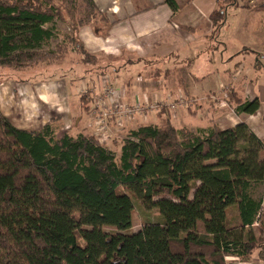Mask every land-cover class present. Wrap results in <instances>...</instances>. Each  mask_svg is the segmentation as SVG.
<instances>
[{"label":"trees","instance_id":"16d2710c","mask_svg":"<svg viewBox=\"0 0 264 264\" xmlns=\"http://www.w3.org/2000/svg\"><path fill=\"white\" fill-rule=\"evenodd\" d=\"M162 3L178 10L176 0ZM62 8L71 13L68 42L80 62L98 63L78 36L99 20L94 0H0V68L64 55L66 42L42 49ZM227 97L236 112L260 107L257 98ZM165 108L160 125L128 132L118 156L93 134L57 136L50 122L20 128L0 110V264H227V256L255 250L264 258L262 200L251 194L264 182L263 141L245 123L177 128ZM131 196L159 221L128 232ZM255 222L258 236L244 239Z\"/></svg>","mask_w":264,"mask_h":264},{"label":"crops","instance_id":"0c3cea01","mask_svg":"<svg viewBox=\"0 0 264 264\" xmlns=\"http://www.w3.org/2000/svg\"><path fill=\"white\" fill-rule=\"evenodd\" d=\"M112 2L109 5L111 19L116 18V20L107 35L98 36L89 25L81 27L78 31L79 39L88 53L105 56L99 61L103 64L98 62L86 65L79 60L68 69L73 70L75 66L78 67L79 72L83 73L82 81L87 76L94 77L92 83L95 89L103 88L105 78L110 83L108 75L112 78L118 75L112 83L118 90L121 100L128 103L142 100L143 97L150 101L148 92L154 89L158 91L154 96L157 100L163 99L162 96L171 100L172 96L166 95L167 89L164 86L166 79L162 81L166 78L163 74L165 69H171L176 78L175 85L178 86L175 96L184 98L183 105L178 106L177 108H181L176 112L180 118V122L177 120L176 122L180 125L172 121L174 126L176 124L175 127H184L183 124L188 119L185 110L189 108V101L192 107L196 108V112H190L192 115L190 121L201 117L205 120L194 130L207 127L211 123L221 128L245 123L264 143V86L257 87L252 75H255L253 72H264V0H234L223 5H219V0H176L178 4L176 12H172L162 0H144L140 6L132 5L129 1L122 5L117 1L115 3V0ZM149 4H152V7H147ZM231 35L233 42H230ZM192 45L194 49L191 52L183 53ZM189 53L191 57H186ZM110 57H113L111 63H109ZM235 58L240 60L229 68L227 64L232 63ZM142 62H144V70L136 74V77L129 76L128 73L124 78L119 75L121 69L126 68L127 65ZM114 63H117L118 67H115ZM216 63L221 64V69L214 67ZM108 64H110L109 70L106 66ZM166 64L168 66L171 64L172 67L165 68ZM177 64L179 66H176ZM103 69L105 74L101 73ZM184 69L189 71L190 80L182 75ZM113 73L117 75L114 76ZM161 81L164 90L159 88ZM13 83L6 81L0 84V104H2L1 99L6 105L7 102L11 103V98L7 95L14 91L15 96L18 90L19 96L21 93L34 96L36 94L37 100L49 107L48 104L53 101L51 100L53 96H59L58 93L61 95L63 91L62 104L68 108L66 110L68 113L72 111V100H68L67 92L59 86L61 85L59 81L53 86H49L47 81L24 83L26 86H14ZM78 88H76L77 92ZM221 89H228V92L235 93L236 97L242 100L257 98L260 101L258 111L254 114L236 112V104L232 101L234 97L228 96L232 99L227 100L231 105L234 104V111L232 110L231 114L229 112L228 118H223L220 114L224 111L221 105L227 104V101L224 99L219 101L214 95ZM4 113L10 115L9 112ZM41 113L43 114V111ZM33 114H37V110L33 111ZM155 116L161 120L159 115ZM78 117L80 120L78 118L77 123L79 121L81 125L84 123V126L86 124L90 127V122H84L83 117ZM43 118L42 115L41 120ZM231 119L233 121L229 122ZM45 122L46 120L41 125ZM113 123V128L117 130L123 128V123L119 126L115 121ZM20 128L27 129L24 126ZM113 142L110 140L108 144ZM263 207L264 201L262 202L264 213ZM228 259L237 260L235 257Z\"/></svg>","mask_w":264,"mask_h":264},{"label":"rangeland","instance_id":"374dc122","mask_svg":"<svg viewBox=\"0 0 264 264\" xmlns=\"http://www.w3.org/2000/svg\"><path fill=\"white\" fill-rule=\"evenodd\" d=\"M82 0H76V2L81 4ZM95 1V0H94ZM120 4H125L124 2L129 1L132 5L135 6H140L141 2H143L144 0H115V3ZM146 1V0H145ZM60 2V1H59ZM96 5H97V17L99 20L89 26L90 29L94 30V26H96L97 28L100 29V31L98 33H96L98 36H105L108 34L109 30L111 29V27L115 24V20L116 18H114L113 20L111 19V14H110V4L112 2V0H101V1H95ZM113 3V2H112ZM219 5H223L224 3H229V1L227 2L226 0H219ZM102 4V5H100ZM69 7V4L67 5V8ZM63 10V8H62ZM70 14L69 12H66V9H64L62 11V15H63V19L61 20H57L55 22L54 25V30H55V36L48 42L47 45H44L42 47L43 50H56V46L58 44H64V47L67 46V52L63 55V53L61 54L60 58H56L57 55H55L53 59H47V60H41L38 62H35L29 66L26 67H22L20 69H13V68H0V84H3V82L5 83L7 82H14V86L18 85V86H26L24 85V83H32L33 81H47L49 86H53V84H58L56 82H60L62 89L67 92V96H68V100H72L71 104H72V111L70 113H68V111H66L68 108L64 106V104H62V96H64V92L62 91L61 95L60 93L59 96H53V101H47V104L49 107H47L46 105H44L42 102L37 100V96L35 94V96L33 94H29L26 93L24 95V93H21V96H19L18 94V90L16 91L15 96L13 95V92H9L8 98H11V103L7 102L8 105H6L5 101L3 99H1L2 104H0V110L3 114H5L4 112H9V119L11 120V122L13 124H16L15 126H20V127H25L27 129L30 130H36L39 129L40 127H42L45 123L50 122L53 126V128L55 129V132L57 134V136H61L64 132H67L69 134L75 135L78 132H85L87 134H92V129L89 127V125L87 126L84 123L81 125V123L76 122V120H80V117L83 120H85L84 122L88 123L92 122V119L88 114L89 112V107H85V106H89V102H88V98L87 96L84 97L83 103L81 104V100H80V94L79 92H77V87H80L82 84V78H83V73L79 72L78 67L76 68V66L74 67L73 70L68 69V67L70 66H74L78 61H79V55L71 48L72 46L69 44L70 42H68L70 40V36L74 35V29L71 28L70 26ZM77 17H79V14L76 13V19ZM110 34V33H109ZM230 33H228L229 35ZM231 41L233 42V35L230 36ZM252 39V38H250ZM65 40V41H64ZM251 41V40H249ZM234 44H231V46ZM63 46H60V49H62L60 52L58 51L57 53L60 55V53L64 50ZM231 46H230V51H231ZM194 49V46L192 45L190 49L187 50V52H183V53H188L191 52ZM229 52V50H228ZM67 54V55H66ZM236 54V53H235ZM232 55H234L232 53ZM96 56V55H95ZM100 59L104 58L105 56H98ZM186 57H191V54L189 53L188 56ZM194 58V57H193ZM240 59H236L232 62L227 64L228 67H233V63L238 61ZM187 62V61H185ZM264 63V60H263ZM98 64H103V63H98ZM175 64H173L174 66ZM115 67H118L117 63H114ZM171 66V64H170ZM167 64L165 65V68L170 67ZM176 66H179V64H177ZM172 67V66H171ZM215 68H220L221 69V64L220 63H216ZM144 70V62L140 63V64H130L126 66V68H122L121 71L119 72V75H122V78H124V76L128 73L129 76H133L136 77V74H139L140 71L142 72ZM157 72V71H156ZM255 73L252 74L254 81L256 82L257 87L258 86H264V72L260 71V72H253ZM166 78H163V80L166 79L164 86L167 89V93L166 95H170L172 96V98H170V102L171 103H175L176 108L174 110H170L167 106V111L170 114L171 120L172 121H179L180 122V118L176 115L177 110H179V108H177L178 106H182L184 103V98H181V101H178V95L175 96V93L178 89V86L176 87V78H174L173 74L174 72L171 69H165L164 73H163ZM113 75H117L115 73H113ZM182 75L185 76V78L188 80H190V74L189 71H187L186 69H184L182 71ZM115 77H118L115 76ZM115 77L112 78V76L109 77L108 75V79L110 80V83L113 85L112 81L115 82ZM94 77H90L87 76L84 78V82L87 83H92L94 82ZM103 80V79H102ZM162 81L160 82V89L164 90L161 86ZM93 84V83H92ZM114 86V85H113ZM163 86V87H164ZM97 89V88H96ZM97 90H100L99 88ZM158 91L156 89L149 91L148 92V97L150 99V101H155L157 100L154 96L156 95L155 93H157ZM214 95L216 96L215 99H218L219 101H221L222 99H224L225 101H227V104H222L221 105V109L223 111L220 112V114L223 115V118H228V114L230 112H232V110L234 111V104H230L227 100V95H228V89H221L220 91H217L214 93ZM32 98L31 101L29 98ZM163 99L160 100H168V98L163 97ZM14 99V100H13ZM123 102H125L126 104L128 102L122 100ZM187 102V101H186ZM67 103V101H66ZM80 104V107H79ZM20 105V106H19ZM187 105V104H186ZM188 106L189 108H187L185 111L188 114L187 117L188 119L185 120V124L184 127L191 129L192 131H194V129L197 127V125L202 124L205 120L204 118H196L194 120H191L192 115H190V112L194 111L196 112V108H193L192 105L189 103L188 101ZM33 108V109H32ZM165 108V109H166ZM189 109V110H188ZM31 110V111H30ZM37 110V114H33V111ZM27 111L28 113H30L27 116ZM43 111V114L41 113ZM203 111V110H202ZM65 112V113H64ZM13 114V115H12ZM18 115V116H17ZM43 115V117L45 118L46 122L41 125L45 120L44 118L41 120V116ZM68 115V116H67ZM155 115H159L158 111H151V112H145L144 114H134L132 115V117L130 118H125L123 119L121 122L123 123V128L117 130L116 128H113L112 126L114 125L113 120H110V126L112 127V131H113V135H112V139L111 142L113 143H106L103 146H105L107 149L111 150L115 156L119 155V149H120V144L121 141L123 140V138H125L128 134V132L130 130H132L133 128H137L138 126L141 125H153L154 122L156 124L154 125H159L161 124V120L159 118H156L158 116ZM225 115V116H224ZM63 116V117H62ZM160 116V115H159ZM39 118V119H37ZM112 121V122H111ZM233 121L232 119L229 120V122ZM194 122V123H193ZM176 124H178V122H176ZM175 124V126H176ZM180 125V124H178ZM252 195H254L257 198H261L262 202L264 201V182L261 183L260 185L258 184V186L254 187V189L251 192ZM131 200H132V205H133V211H132V223H131V227L128 230V232H135L137 230H139L142 225L146 224V223H154L156 221H159L160 217L156 214V212H154L153 210L147 208L140 200L134 198L131 196ZM264 208V207H263ZM235 209H229L228 211V216L230 218H232L235 214ZM259 225V222H255L252 226H249L245 229L244 233H243V237L244 239H248L250 236L252 237H256L258 236V230L257 227ZM106 230H111V228H106ZM264 250V248L262 249V251ZM260 250H255L253 252V254L250 257L247 258H236L237 260H229L228 256L226 257V262L227 264H264V258L260 257L259 254ZM264 252V251H263ZM264 256V255H263ZM249 261V262H248ZM235 262V263H234Z\"/></svg>","mask_w":264,"mask_h":264},{"label":"built area","instance_id":"2783aa9c","mask_svg":"<svg viewBox=\"0 0 264 264\" xmlns=\"http://www.w3.org/2000/svg\"><path fill=\"white\" fill-rule=\"evenodd\" d=\"M78 92L88 98V115L92 119L90 123L92 134L102 145L108 143L113 135L110 120L115 121V124L119 126L123 119L130 118L134 114L159 111L166 106L170 110L176 108L175 103H171L170 100L152 102L145 97L142 100L126 104L121 100L118 90L108 82L107 78H105L104 86L100 90L95 89L92 83L82 81ZM178 101H181V98H178Z\"/></svg>","mask_w":264,"mask_h":264}]
</instances>
